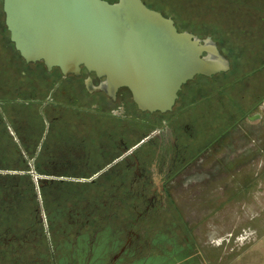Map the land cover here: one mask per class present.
<instances>
[{"label": "rangeland", "instance_id": "1", "mask_svg": "<svg viewBox=\"0 0 264 264\" xmlns=\"http://www.w3.org/2000/svg\"><path fill=\"white\" fill-rule=\"evenodd\" d=\"M144 1L155 10L158 8L154 6H159L166 17L174 18L179 31L216 40L222 53L228 56L230 70L208 78V81L197 78L182 87L179 93L169 119L175 120V127L183 123L184 133L191 134L192 138L188 137L186 141L189 153L173 178L165 181L167 212L160 218L147 220L129 216L131 226L142 227L140 237L147 243L142 244L140 253H136L138 258L134 259L135 252L120 251L122 242L113 239L112 226L97 234L91 245L89 237L85 236L75 245H68L72 247L69 255L74 261L68 258L66 247L64 257L57 264H264V69L255 70L260 67L259 58L251 56L255 50H251L252 44L241 36V31L252 22L249 13L246 15L247 11L243 9L241 14L245 20L239 29H234L236 26H229L226 21L239 7L230 5L226 10L220 9L228 4V0H220L224 5L219 8L209 5L207 0H179L197 13L196 18L191 16L193 20L174 10L175 6L180 7L177 0ZM247 7L254 9L252 5ZM190 9L186 8V12ZM254 10H251V18L258 29V25L264 26V9L263 14L254 13ZM0 33H5L3 28ZM262 50L260 54L264 61ZM4 71L8 82L14 74L10 69ZM25 71L40 77L44 70L26 66ZM51 80L48 79L47 87ZM67 85L69 81L66 80L63 86ZM254 85L258 86L255 92ZM217 88L224 89L211 105L208 99ZM0 103L5 102L0 100ZM222 103L225 104L224 111ZM1 108L0 105L3 113ZM130 108L133 109V104ZM210 109L214 112L205 119L203 116ZM33 110H39V107ZM133 111L137 113L135 109ZM240 111H243L242 115L245 113L244 118L227 121V116L240 114ZM252 116L254 119L250 120ZM221 117V121L211 122ZM232 124L235 125L230 129ZM211 139L209 148L204 150L205 140ZM127 219L122 220L128 223ZM4 230L2 227L1 231Z\"/></svg>", "mask_w": 264, "mask_h": 264}, {"label": "flooded vegetation", "instance_id": "2", "mask_svg": "<svg viewBox=\"0 0 264 264\" xmlns=\"http://www.w3.org/2000/svg\"><path fill=\"white\" fill-rule=\"evenodd\" d=\"M9 69L14 75L8 82L5 71L0 73V94L7 85L13 90L9 107L1 108L7 114L0 113V153L11 154V169L0 166V216L12 212L16 217H27L22 223L21 235L18 227H3L2 232L7 236L0 239L1 248L18 253L31 244L41 227L47 230L48 210L57 201L60 202L57 206L64 210L66 196L71 195L73 199L78 196L74 189L66 188L65 183L111 182L109 187L112 185L115 190V201L122 198L121 203L115 204L111 217L125 219L128 216L127 196L135 200L131 214L136 219L160 218L167 212L165 181H170L186 161L189 153L186 141L192 138L186 132L188 129L184 133L183 123L173 126L175 120L169 119L173 109L166 114L142 113L132 103L126 89H120L111 99L93 89L100 80L83 68L78 76L67 77L57 69L47 71L44 66L45 72L40 77L25 69ZM48 79H52L49 88ZM66 80L69 85L63 86ZM37 107L39 110L34 111ZM205 141L203 148L207 150L208 140ZM33 153L41 155L40 158ZM37 168L41 173L36 174ZM18 169L22 171L16 173ZM23 175L30 177L34 188L33 212L32 193L25 181H18ZM34 177L40 181L36 183ZM71 211L74 206L69 213ZM27 219L35 221V233ZM141 228L124 229L120 251L135 252V256L142 251V244L147 243L141 240ZM135 256L134 259L138 258ZM25 264H30V260Z\"/></svg>", "mask_w": 264, "mask_h": 264}, {"label": "water", "instance_id": "3", "mask_svg": "<svg viewBox=\"0 0 264 264\" xmlns=\"http://www.w3.org/2000/svg\"><path fill=\"white\" fill-rule=\"evenodd\" d=\"M2 11L25 63L63 77L83 68L100 80L96 88L88 82L90 90L114 99L126 89L142 113H170L186 84L230 70L212 38L179 32L142 0H2Z\"/></svg>", "mask_w": 264, "mask_h": 264}, {"label": "trees", "instance_id": "4", "mask_svg": "<svg viewBox=\"0 0 264 264\" xmlns=\"http://www.w3.org/2000/svg\"><path fill=\"white\" fill-rule=\"evenodd\" d=\"M116 1L117 0L108 1V2L115 3ZM177 1L179 2L180 7L177 8V6H175L174 10H176L179 13L185 14V15L187 14L190 20H193L192 17L196 18L195 14L197 13H195L192 9L188 8L187 7L188 5L183 4L179 0ZM207 1L209 5L214 4V5H217L218 8L221 5H224L223 3H221L220 0H207ZM142 2L149 9H153L144 0H142ZM230 5L239 7V9L234 10L233 14L230 17H228L230 19L226 21V24L229 26L235 25L236 27H233L234 29H239V25L242 24V22L245 20V16L241 14L242 12H244L243 9L247 11L246 15L249 13L250 17L248 18L249 20H252V22L248 24L247 29L241 31V36L246 37L245 41L249 40V45L250 43L252 44L250 48L251 50H255L254 51L255 53H253L251 56H256L255 58H259L258 62H259L260 67H258L255 70L257 71L263 70L264 61H263V57L260 54V52H262L263 51L262 49H264V48H261L264 45V42H262L264 41V31L263 32L261 31L262 29L264 30V26L258 25L257 27L258 29H256V27L254 26L255 20L251 18V10L255 9L254 13L260 12V14L261 13L263 14L264 2H262L261 0H228V4L224 8H220V9L226 10L227 8L231 7ZM247 5L254 6V9L247 7ZM154 7L158 8L156 11L160 12L163 16H165L163 12L159 10V6H154ZM235 7H232V8H235ZM186 8L190 9V11L186 12ZM0 17H1L0 28H3L5 32L4 34L0 33V73H3L4 70H8L10 67L17 68L18 71L21 69H25L26 66H35V67L43 68L42 63L26 64L24 60L19 56V54L15 51L13 44L9 40V34L4 25L2 0H0ZM194 20L197 22L203 21V20H197V19H194ZM218 24L223 25L219 21H218ZM244 27H247V25H245ZM179 32H183V31H179ZM259 32H262V33H259ZM214 41L216 42L218 46L217 41L216 40ZM219 51L222 53L220 48H219ZM222 54L228 59V56H226L224 53ZM197 78L208 81V78L196 77L195 79ZM255 85L253 89L254 92L258 87ZM222 89L224 88H217L214 95L210 96L208 100L210 101L211 105H213V103L211 102L215 98L219 99L220 95H222L221 93ZM1 90H2L1 91L2 96L0 97V100L5 102L1 105V107L2 106L9 107L10 105L9 101L11 100L10 95H12L13 90L11 87L9 88V85H7L6 87H4V89H1ZM230 102L231 104H233V101H230ZM221 106L224 111L225 104L222 103ZM229 107H231V105ZM213 112L214 110L208 111V114H206V117L211 116ZM242 112L243 111H240V114L233 113L232 115L227 116V119H228L227 121L229 122L232 118H234L236 121L244 118L242 116H245V113L242 115ZM218 120L221 121L222 117L213 119L211 122H218ZM234 125L235 124L230 125L229 126L230 129ZM201 138L204 139V135H202ZM208 141L211 142L212 139ZM198 149L199 147L197 148V150ZM10 164H11V154L10 153H0V166H3L4 169H11ZM35 172L36 174H39L41 173V169L37 168ZM18 181H25V186H27V188L32 193L31 210L33 212L36 203L33 197L34 188L30 185V177L28 175H23L18 178ZM110 183L109 181H94L93 183H90V184L89 183H85V184L65 183L66 188L74 189L77 192L78 196H76L74 199L71 195L66 196V198L64 199V204H65L64 210L61 206H57L60 204V202L58 201L53 205L52 208L48 210V217H47L48 218V228L46 231L43 230L41 227L40 230L37 233H35L36 232L35 226H37L35 221L32 219L30 220L27 219V222L30 221L29 225L30 224L32 225L33 231L35 233L33 236L34 240H32L31 244L28 245L27 248L20 249L18 253H15L12 249L0 247V264H25L26 260H30V264H57L58 260L64 257L66 247L69 249L68 258L70 257L71 261L73 262L74 261L73 257L69 255L70 251L72 250V247H68V245L69 246L75 245L78 242V240L83 239L84 236L89 237V244L91 245L93 242V238L97 234L101 233L106 228L112 227V226H113L112 231L114 232L112 234L113 239H115V242L120 240L119 243L121 242L123 243V237L125 235L124 229L131 226L130 224L131 220L129 216H134L133 214H131L132 213L131 206L134 204L135 200L131 196L130 197L127 196V201H126L127 206L125 207H127V211H128V216H127L128 223L124 222L120 218L111 217L110 216L111 212H114L116 210L115 204L121 203L122 198L118 197L117 200L119 202L115 201V198H114L115 190L113 187H111L112 185L109 187ZM113 186H116V184L113 183ZM43 193L44 191L42 190L41 194ZM44 198H45V194H44ZM72 206H74V211H71L69 213V210L72 208ZM117 209H120V207H117ZM26 217L27 216L16 217L12 214V212L11 214L4 213L3 215H1L0 216V239L7 236L3 234V232L1 231V228L4 226L8 228L18 227L21 229V230H17L19 231L18 234L19 235L23 234L22 223L23 221H25ZM0 242L3 245L2 241ZM110 243L112 244V241Z\"/></svg>", "mask_w": 264, "mask_h": 264}]
</instances>
